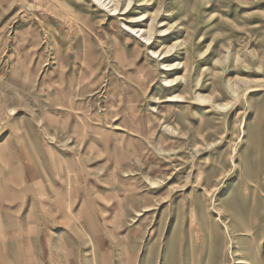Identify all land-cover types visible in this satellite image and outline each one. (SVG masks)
<instances>
[{
	"label": "rangeland",
	"instance_id": "obj_1",
	"mask_svg": "<svg viewBox=\"0 0 264 264\" xmlns=\"http://www.w3.org/2000/svg\"><path fill=\"white\" fill-rule=\"evenodd\" d=\"M107 2L0 0V264H264V0Z\"/></svg>",
	"mask_w": 264,
	"mask_h": 264
},
{
	"label": "bare ground",
	"instance_id": "obj_2",
	"mask_svg": "<svg viewBox=\"0 0 264 264\" xmlns=\"http://www.w3.org/2000/svg\"><path fill=\"white\" fill-rule=\"evenodd\" d=\"M92 1H94L95 3H97L98 5H100L101 6V8L102 9H104V10H107V8H110V7H107L108 6V4H110V2H107V0H92ZM109 1H111V0H109ZM114 8V7H113ZM110 11H113V12H115L116 13V9H110ZM130 29V31L132 32V33H134L135 35L136 34H138V33H141L142 31L141 30H139V29H137V30H135L134 28H129ZM140 37V36H139ZM145 38V36L143 37V39ZM145 40V39H144ZM156 53V52H155ZM155 55V54H154Z\"/></svg>",
	"mask_w": 264,
	"mask_h": 264
}]
</instances>
